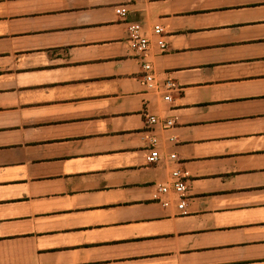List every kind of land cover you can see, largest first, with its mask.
I'll use <instances>...</instances> for the list:
<instances>
[{
    "label": "crops",
    "instance_id": "1",
    "mask_svg": "<svg viewBox=\"0 0 264 264\" xmlns=\"http://www.w3.org/2000/svg\"><path fill=\"white\" fill-rule=\"evenodd\" d=\"M0 264H264V0H0Z\"/></svg>",
    "mask_w": 264,
    "mask_h": 264
},
{
    "label": "built area",
    "instance_id": "2",
    "mask_svg": "<svg viewBox=\"0 0 264 264\" xmlns=\"http://www.w3.org/2000/svg\"><path fill=\"white\" fill-rule=\"evenodd\" d=\"M134 1V0H130ZM116 15L121 18H125L127 12L124 10L122 6L116 7L115 9ZM127 29L129 33L128 43L130 48L135 52L137 58L140 60L141 68H142V75H143V82L148 90L155 92L158 95H163V99L165 101H170V93L175 89V85L171 79H164L159 81L156 78L154 73V69L152 64L147 61V54L149 51L150 41L148 37L142 33L140 27L134 23H128ZM163 30L160 26L155 25L152 29V36L155 39L156 46L158 47L160 52L166 51V43L162 39ZM144 120L147 132L152 131L153 126H160L162 129L166 130L172 127L174 124L173 121H161L154 115H150L147 112L144 113ZM148 145L150 147L149 153L146 155V162L148 164H156L160 161V155L157 150L158 145V138L155 135H149L147 137ZM173 141V139H170ZM169 161L176 160L175 155L169 156ZM171 181L170 183L162 184L158 186V192L162 196H169L173 195L177 197L179 203L177 208L179 210H183L185 207V194L187 189L186 180L184 174L181 173L179 170L174 169L170 173ZM163 206H167L166 201H161Z\"/></svg>",
    "mask_w": 264,
    "mask_h": 264
}]
</instances>
